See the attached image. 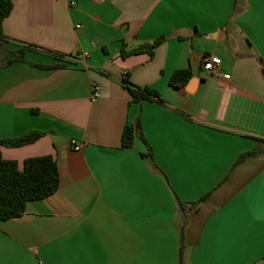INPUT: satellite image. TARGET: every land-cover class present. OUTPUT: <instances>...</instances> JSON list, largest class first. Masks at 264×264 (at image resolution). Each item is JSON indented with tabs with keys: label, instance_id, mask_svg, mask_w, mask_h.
Returning a JSON list of instances; mask_svg holds the SVG:
<instances>
[{
	"label": "crops",
	"instance_id": "crops-1",
	"mask_svg": "<svg viewBox=\"0 0 264 264\" xmlns=\"http://www.w3.org/2000/svg\"><path fill=\"white\" fill-rule=\"evenodd\" d=\"M11 2L1 57L29 50L0 67V140L43 136L0 155L19 170L52 157L59 184L0 223V264H179L180 248L182 264H263L264 0ZM124 81L158 99L132 102Z\"/></svg>",
	"mask_w": 264,
	"mask_h": 264
},
{
	"label": "trees",
	"instance_id": "trees-1",
	"mask_svg": "<svg viewBox=\"0 0 264 264\" xmlns=\"http://www.w3.org/2000/svg\"><path fill=\"white\" fill-rule=\"evenodd\" d=\"M234 3L237 0H233ZM11 0H0V67H8L16 62H25V55L29 48H22L17 51H8L1 57V50L6 43L2 32V23L12 11ZM164 41L160 38L152 45H144L131 51H121V58L126 59L130 56L146 54L153 56L154 49ZM41 69H51L59 66H38ZM190 70H180L172 74L169 79V86L179 89L186 85L191 79ZM132 102H139L145 99H158V94L150 89H136L124 81ZM139 125H126L122 132L121 147L129 149L134 143ZM43 136L42 132L33 131L19 138L0 140V146L6 148H18L35 142ZM142 138V137H141ZM143 139V138H142ZM146 144L145 140L143 139ZM147 146V144H146ZM148 147V146H147ZM254 152L242 154L236 162V165L252 157ZM144 159L152 162V153L148 147L146 154L142 155ZM59 184L58 167L52 157H34L28 158L23 162L22 170H19L15 161L4 160L0 155V223L11 219H17L24 215L28 202L42 200L56 193ZM208 196L202 198L199 202L191 204L197 207L205 202ZM180 209L183 210L184 204L179 202ZM179 264H182V249L180 248ZM264 264V263H263Z\"/></svg>",
	"mask_w": 264,
	"mask_h": 264
},
{
	"label": "built area",
	"instance_id": "built-area-1",
	"mask_svg": "<svg viewBox=\"0 0 264 264\" xmlns=\"http://www.w3.org/2000/svg\"><path fill=\"white\" fill-rule=\"evenodd\" d=\"M220 60L214 56H207L202 59L201 68L203 71L209 73L210 75H217L228 79L226 75L219 74ZM100 87L96 84L91 86V100L96 101L99 98ZM70 146L74 151L80 150V145H78L74 140L70 141Z\"/></svg>",
	"mask_w": 264,
	"mask_h": 264
}]
</instances>
